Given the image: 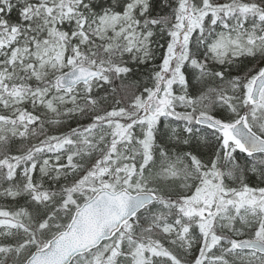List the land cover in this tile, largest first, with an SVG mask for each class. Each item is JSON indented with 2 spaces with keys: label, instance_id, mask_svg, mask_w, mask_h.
Returning <instances> with one entry per match:
<instances>
[{
  "label": "snow or ice",
  "instance_id": "snow-or-ice-1",
  "mask_svg": "<svg viewBox=\"0 0 264 264\" xmlns=\"http://www.w3.org/2000/svg\"><path fill=\"white\" fill-rule=\"evenodd\" d=\"M0 264H264V0H0Z\"/></svg>",
  "mask_w": 264,
  "mask_h": 264
}]
</instances>
